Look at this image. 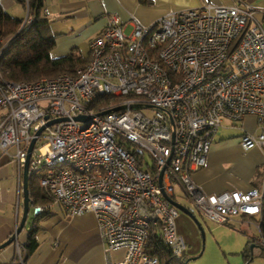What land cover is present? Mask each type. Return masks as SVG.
Listing matches in <instances>:
<instances>
[{
  "label": "built area",
  "instance_id": "2783aa9c",
  "mask_svg": "<svg viewBox=\"0 0 264 264\" xmlns=\"http://www.w3.org/2000/svg\"><path fill=\"white\" fill-rule=\"evenodd\" d=\"M256 10L246 0L205 3L169 11L149 25L134 17L121 22L110 13L89 43L88 63L75 74L36 81L0 75V149L16 147L21 189L35 137L28 177L37 176L52 197V203L33 205V217L52 205L73 215L93 213L108 264H162L149 252L154 240L181 257L178 209L166 197L174 200L175 185L215 223H230L238 215L260 219L264 171L258 186L218 194L204 192L191 176L205 165L223 119L253 115L258 131L241 127L239 143L264 153V28ZM34 19L27 4L20 28ZM98 95L125 98L96 110L90 105ZM144 108L153 115H145ZM57 118L65 119L47 124ZM134 149L142 152L143 167ZM16 253L24 264L25 249L18 242Z\"/></svg>",
  "mask_w": 264,
  "mask_h": 264
},
{
  "label": "crops",
  "instance_id": "0c3cea01",
  "mask_svg": "<svg viewBox=\"0 0 264 264\" xmlns=\"http://www.w3.org/2000/svg\"><path fill=\"white\" fill-rule=\"evenodd\" d=\"M228 2V0H44L42 13L50 21L51 34L56 35L55 46L51 49L50 55L57 58L73 49L83 55L84 52L86 56L89 55V43L101 31L106 23L107 14L110 13L116 14L121 22L127 23L134 17L141 23L149 25L169 11L199 7L205 3L226 5ZM6 3L8 7H12L13 1L7 0ZM129 28L128 25L127 29ZM227 120L231 124L239 122L246 131L257 130L253 115H246L239 121ZM251 121H254V126L248 129L245 125ZM218 129L212 138L205 165L191 173L192 179L209 194L234 189L246 190L258 186L264 171V153L256 148L244 150L239 143L240 135L231 138L222 135L218 137ZM2 170L0 169V178L3 176ZM16 175L17 190L14 203L7 206L0 200V244L15 232L22 214L23 196L22 188H19L18 171ZM30 223L38 228L36 233L38 245L27 255L24 264H108L93 213L73 215L58 205H52L49 211L39 214L34 219L31 202L25 225L10 244L0 249V264H19L16 260V242L22 246L25 244L31 228Z\"/></svg>",
  "mask_w": 264,
  "mask_h": 264
},
{
  "label": "trees",
  "instance_id": "16d2710c",
  "mask_svg": "<svg viewBox=\"0 0 264 264\" xmlns=\"http://www.w3.org/2000/svg\"><path fill=\"white\" fill-rule=\"evenodd\" d=\"M22 4L24 9L32 10L34 21L20 28L23 18H16L5 11L0 3V47L3 42L9 40L6 51L0 57V75L9 81H36L44 77H53L62 73L75 74L89 61V55H83L73 49L68 54L53 58L51 49L55 46L56 35L50 32V21L42 13L44 0H16ZM125 98L124 96L98 95L91 103V108L98 109L100 106H110L112 103ZM137 158V164L142 166V152L138 149L132 151ZM149 168H152L148 165ZM28 195L33 205L44 204L52 201V197L39 185V178L31 176L28 178ZM34 217V219H36ZM244 220L260 223L259 232L264 240V199L262 203L261 218L241 216ZM31 224L28 237L25 242V259L36 249L37 227ZM149 252L158 256L162 264H170L173 257L169 249L158 241H151ZM180 258V257H179ZM244 262L249 264V254L243 255ZM25 261V260H24Z\"/></svg>",
  "mask_w": 264,
  "mask_h": 264
},
{
  "label": "rangeland",
  "instance_id": "374dc122",
  "mask_svg": "<svg viewBox=\"0 0 264 264\" xmlns=\"http://www.w3.org/2000/svg\"><path fill=\"white\" fill-rule=\"evenodd\" d=\"M6 1L0 0L2 6L6 8L3 7L5 11L16 18L25 17L26 9L22 4L12 0V7H8ZM228 1V3L231 2V0ZM246 1L257 9L254 16L264 28V14L260 11V9H264V0ZM143 112L147 116H152L154 113L151 108H144ZM245 126L250 129L254 126V121ZM241 133L243 131L240 123L231 124L227 119H223V123L218 129V137L221 135L226 138L237 137ZM15 153V146H10L7 152L0 149V169H3V176L0 178V200L7 206H12L14 203L17 190V167L13 161ZM146 157L151 164L150 157L147 154ZM174 200L193 211L204 230V241L200 229L191 217L178 210L175 227L177 234L182 237L185 247L181 257L172 259L170 264H246L243 259L244 254L250 255L249 264H264L263 239L254 222H248L238 215L233 217L230 223H215L204 217L191 205L178 185H175Z\"/></svg>",
  "mask_w": 264,
  "mask_h": 264
},
{
  "label": "water",
  "instance_id": "95a60500",
  "mask_svg": "<svg viewBox=\"0 0 264 264\" xmlns=\"http://www.w3.org/2000/svg\"><path fill=\"white\" fill-rule=\"evenodd\" d=\"M138 107H140L139 105H137ZM121 106L118 107H114L113 109H107L104 110L103 112L97 113V114H105L110 112L111 110H118L120 109ZM89 116L86 115H77L75 116V119L78 120H85L87 119ZM65 118H57V119H53L48 121L47 124H52L56 121H60L63 120ZM44 128V126H42L39 130L36 131V135H38L40 133V131ZM36 141V138L34 137L28 147V151H27V157H26V161H25V165L22 171V184H21V188H22V196H23V209H22V214H21V218L19 221V225L17 226L15 232L3 243L0 244V249L5 247L6 245L10 244L16 237V235L21 231V229L23 228V226L26 223L27 220V216H28V210H29V203H30V199H29V195H28V162H29V158L34 146V143ZM162 173H163V169L160 171L159 174V185L162 184ZM169 201L178 209L183 211L184 213H186L189 217H191V219L196 223V225L198 226V228L200 229L201 233H202V237H203V241H204V230L201 226L200 221L197 219V217L194 215L193 211L185 206H183L182 204L176 202L175 200H173L172 198L166 196Z\"/></svg>",
  "mask_w": 264,
  "mask_h": 264
}]
</instances>
